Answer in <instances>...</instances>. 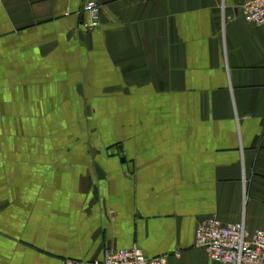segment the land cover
Listing matches in <instances>:
<instances>
[{"label":"crops","instance_id":"0c3cea01","mask_svg":"<svg viewBox=\"0 0 264 264\" xmlns=\"http://www.w3.org/2000/svg\"><path fill=\"white\" fill-rule=\"evenodd\" d=\"M210 217L264 230V24L239 0H0V264H221L194 246Z\"/></svg>","mask_w":264,"mask_h":264},{"label":"built area","instance_id":"2783aa9c","mask_svg":"<svg viewBox=\"0 0 264 264\" xmlns=\"http://www.w3.org/2000/svg\"><path fill=\"white\" fill-rule=\"evenodd\" d=\"M239 9L245 22L255 26L264 24V0H239ZM82 11L89 18L86 28H96L99 3L87 1ZM194 246L208 259L221 264L264 263V230L248 231L243 219L235 223H224L215 217L202 220L195 230ZM61 264H166V259L148 258L138 247L131 246L123 250H107L99 260H63Z\"/></svg>","mask_w":264,"mask_h":264},{"label":"rangeland","instance_id":"374dc122","mask_svg":"<svg viewBox=\"0 0 264 264\" xmlns=\"http://www.w3.org/2000/svg\"><path fill=\"white\" fill-rule=\"evenodd\" d=\"M85 3H86V2H85ZM85 3H84V4H85ZM99 14H100V11H99ZM99 19H100V18H99ZM99 24H100V20H99ZM99 24H98V26H99ZM98 26H97V27H98ZM97 27H96V28H97ZM93 29H95V28H93ZM89 30H92V29H89ZM261 230H262V229H261ZM206 257H207V256H206ZM209 260H210V259H209ZM263 264H264V263H263Z\"/></svg>","mask_w":264,"mask_h":264}]
</instances>
